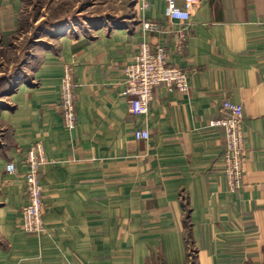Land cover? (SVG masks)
I'll use <instances>...</instances> for the list:
<instances>
[{"label": "crops", "instance_id": "crops-1", "mask_svg": "<svg viewBox=\"0 0 264 264\" xmlns=\"http://www.w3.org/2000/svg\"><path fill=\"white\" fill-rule=\"evenodd\" d=\"M24 2L0 0V46L18 31ZM98 3L86 23L36 47L0 98V264H264V0H201L183 44L165 0ZM144 42L166 46L190 88L156 86L137 115L126 67ZM66 65L78 83L75 130L60 106ZM227 99L244 106L237 190L222 169L224 130L210 124ZM143 128L149 139L136 138ZM36 142L47 156L42 234L19 226Z\"/></svg>", "mask_w": 264, "mask_h": 264}, {"label": "built area", "instance_id": "built-area-1", "mask_svg": "<svg viewBox=\"0 0 264 264\" xmlns=\"http://www.w3.org/2000/svg\"><path fill=\"white\" fill-rule=\"evenodd\" d=\"M201 0H185L183 7L177 0H165L167 13L173 19L182 22L176 31L178 39L183 44L192 25L193 5ZM144 28L157 30L159 23L146 20ZM190 71L170 62L167 48L164 45L152 47L144 42L134 59L126 67L125 95L134 96L133 113L141 115L147 113L154 98V88L165 84L170 89L187 92L190 88ZM78 83L72 68L66 65L61 82V109L64 125L69 130H75L79 123L78 118ZM220 112L221 116L210 122L224 130L226 145L222 153V169L232 190L243 185L245 177L244 160L246 156V134L243 130L244 106L232 100H224ZM136 138L149 139L150 131L147 128L136 131ZM29 169L25 173V190L27 203L21 210L20 227L29 233L42 234L47 230L45 221L44 187L41 184L42 167L47 162L45 147L42 142L32 144L26 156ZM16 162L7 163L9 172L16 171Z\"/></svg>", "mask_w": 264, "mask_h": 264}, {"label": "rangeland", "instance_id": "rangeland-1", "mask_svg": "<svg viewBox=\"0 0 264 264\" xmlns=\"http://www.w3.org/2000/svg\"><path fill=\"white\" fill-rule=\"evenodd\" d=\"M20 26L8 45L0 46V98H4L10 80L24 76L34 49L48 45L57 32L77 29L86 23L91 10L102 8L95 0H24ZM84 26V25H83Z\"/></svg>", "mask_w": 264, "mask_h": 264}]
</instances>
